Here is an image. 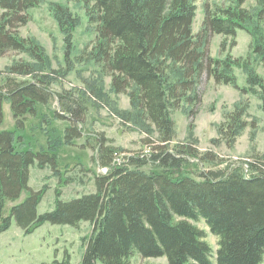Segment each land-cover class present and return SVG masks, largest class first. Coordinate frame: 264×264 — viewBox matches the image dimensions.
Listing matches in <instances>:
<instances>
[{
	"label": "trees",
	"instance_id": "obj_1",
	"mask_svg": "<svg viewBox=\"0 0 264 264\" xmlns=\"http://www.w3.org/2000/svg\"><path fill=\"white\" fill-rule=\"evenodd\" d=\"M245 1L206 4L201 28L194 33L196 0H84L88 21L96 27L91 58L110 75L114 91L129 93L128 119L146 126L144 141L151 148L118 160L119 148L99 136L93 161L108 170L94 174V190L67 197L57 191L54 207L39 212L46 188L30 185V168L49 165L55 170L60 158L54 147H21L25 122L53 99L59 105L58 113L53 111L56 118L83 120L86 98L72 89L56 91L55 77L44 71V49L20 35L39 0H0V54L28 52L41 64L13 59L0 77V124L6 102L15 120V128H0V233L13 218L26 232L45 222L74 225L85 220L92 232L81 264H131L137 254L165 256V264H264V151L235 166L199 169L198 179L187 167L210 161L208 153L201 155L187 143L170 144L176 134L173 110L182 101L200 100L204 74L218 83L236 84L233 65L239 59L210 55L213 34L234 39L238 29L250 31L254 52L264 63V0L255 11ZM55 16L69 53L79 17L63 7ZM238 63L246 68L249 83L264 88L248 57ZM238 114L230 117L234 133L244 126ZM152 125L155 140L150 138ZM80 134L75 125L66 128L68 138ZM23 191L27 196L20 199ZM199 220L218 237L216 250ZM55 263L72 264L69 254Z\"/></svg>",
	"mask_w": 264,
	"mask_h": 264
},
{
	"label": "rangeland",
	"instance_id": "obj_2",
	"mask_svg": "<svg viewBox=\"0 0 264 264\" xmlns=\"http://www.w3.org/2000/svg\"><path fill=\"white\" fill-rule=\"evenodd\" d=\"M259 1L262 0H246L243 5L255 11ZM228 2L229 0H196L194 33L201 28L206 4L214 6ZM59 7L68 9L79 17V23L72 31L69 53L66 33L55 16ZM29 13L28 22L20 27V35L44 49L48 58L47 64H43L46 67L44 71L55 77L53 84L56 91L72 89L76 96L86 98L87 107L83 120H76L71 115L60 119L53 114V111H59L58 100L53 99L50 106H39L36 114L28 115L29 119L25 122V141L21 147H54L59 153V165L55 170L49 165L42 168L33 164L30 168V185L34 188H46L38 205L39 212H44L54 207L57 193L61 192L62 196L67 197L76 192L94 190V174L108 170L99 166L96 159L93 161L98 153L96 146L99 136H104L109 144L119 148L118 160L141 150L150 151L151 147L144 141L148 135L146 126L128 119L129 112L132 111L129 93L114 91L110 75L104 73L101 66L91 58L96 27L88 21L84 0H39ZM225 38L226 48L222 50L221 43ZM253 48L254 37L243 28L238 29L234 39L218 33L209 39L210 55L222 58L229 55L233 59H239L238 62L248 57L250 65L264 83V63ZM13 59L30 60L41 67L40 62L28 52L0 54V77H5L8 73L7 68L15 61ZM237 63L233 65L236 84L218 83L213 76L204 74L198 85L200 100L197 103L182 101L173 110L176 134L170 144L187 143L201 155L208 153L210 159L206 163L198 161L197 165L187 167V171L192 172L191 175L195 178L200 179L199 169L235 166L264 151V88L259 84L249 83L246 68ZM4 109V121L0 128H15L9 102L5 103ZM240 109L245 110L238 114ZM233 113L244 120V126L235 130V133L230 128ZM41 120L44 121L42 124ZM69 125L77 126L81 134L70 138L65 136ZM150 127V138L155 140L157 130L154 125ZM24 196H27L26 191H23L20 199ZM196 223L207 231L206 239L216 250L218 237L210 232L204 220ZM91 232L92 224L85 220L74 225L45 222L32 232H26L13 218L11 226L0 233V264H56L55 260H62L66 254L70 255L72 264H81ZM165 263V256L143 257L137 254L131 258V264ZM97 264L106 263L98 260Z\"/></svg>",
	"mask_w": 264,
	"mask_h": 264
}]
</instances>
